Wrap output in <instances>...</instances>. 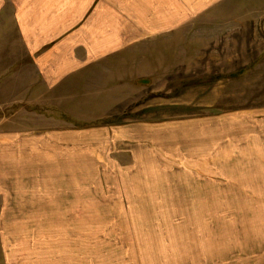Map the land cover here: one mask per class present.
<instances>
[{
    "label": "rangeland",
    "instance_id": "obj_1",
    "mask_svg": "<svg viewBox=\"0 0 264 264\" xmlns=\"http://www.w3.org/2000/svg\"><path fill=\"white\" fill-rule=\"evenodd\" d=\"M17 91L0 88V264H264V0Z\"/></svg>",
    "mask_w": 264,
    "mask_h": 264
},
{
    "label": "crops",
    "instance_id": "obj_2",
    "mask_svg": "<svg viewBox=\"0 0 264 264\" xmlns=\"http://www.w3.org/2000/svg\"><path fill=\"white\" fill-rule=\"evenodd\" d=\"M215 1L0 0L7 43L0 49V88L18 90L14 96L49 90L133 42L174 30Z\"/></svg>",
    "mask_w": 264,
    "mask_h": 264
}]
</instances>
